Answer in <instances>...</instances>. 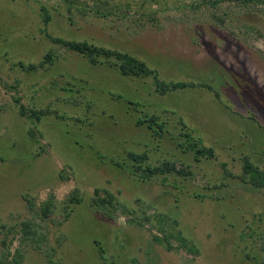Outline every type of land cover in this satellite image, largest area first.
<instances>
[{
  "label": "rangeland",
  "instance_id": "obj_1",
  "mask_svg": "<svg viewBox=\"0 0 264 264\" xmlns=\"http://www.w3.org/2000/svg\"><path fill=\"white\" fill-rule=\"evenodd\" d=\"M76 1L85 12L69 13L63 0H0V261L15 264L19 251L21 264H264V191L242 170L248 158L264 172L262 9L244 16L226 7L243 13L219 24L212 10L178 11L175 0L165 10L147 0ZM43 31L128 53L167 82L206 83L219 100L203 89L157 94L151 78L92 65ZM50 51L44 68L18 65H38ZM17 102L47 112L32 122ZM154 112L168 123L163 138L135 125ZM178 120L214 158L196 161L177 147ZM128 153H147L151 167L170 161L186 175L141 182ZM95 191L114 198L105 211L92 204ZM74 192L82 201L68 207ZM161 228L198 254L167 251L154 241Z\"/></svg>",
  "mask_w": 264,
  "mask_h": 264
},
{
  "label": "trees",
  "instance_id": "obj_2",
  "mask_svg": "<svg viewBox=\"0 0 264 264\" xmlns=\"http://www.w3.org/2000/svg\"><path fill=\"white\" fill-rule=\"evenodd\" d=\"M66 4V7L68 8V12L71 13V9L76 8L79 12H85V7L78 8V1L73 0H63ZM110 0H104L101 3L104 5L106 2ZM151 4L157 5L159 7H162L163 10L168 9V0H147ZM146 2V3H149ZM264 5V0H175L174 2V9L175 10H183L186 9L188 11H191L193 13H197L202 9L212 10V18L215 19L219 24L224 23L225 21L230 20L231 22H235L239 20L238 17H240L244 11V16H250L254 15L256 9H262L259 11V15L262 16L264 14V9L260 8ZM233 6V7H242L243 10L241 12H233L229 10H225L226 7ZM42 17H43V23L44 26H47L50 22V14L48 10L45 7H42ZM92 11V10H90ZM94 13L97 15H101L98 8L93 9ZM237 11V10H236ZM102 17H106L107 14L101 15ZM251 30V28H247ZM43 35L48 39L53 45L60 46L68 51H71L82 58L86 59L89 63L92 65H107L111 68H114L121 76L132 78V77H142V78H151L153 80V84L155 86V91L157 94L165 95L169 92L174 91H182L185 89H203L208 92H213L215 94V97L217 100H219V93L217 94L214 89L209 86L206 83H195V82H167L164 80H161L159 78L158 73L152 69H150L143 61H140L139 59L135 58L134 56L129 55L128 53L118 51V50H111L106 49L101 46L94 45L92 43H89L88 41L83 42H76V41H68L64 40L62 38L53 37L50 34H48L46 31H43ZM55 58V55L52 51L48 52L44 56V60L42 63L38 65H28L25 66L22 63H19V67L22 69H26L28 71H36L37 69L44 68L46 64H51L53 59ZM182 70V69H181ZM113 97V96H112ZM115 100H119L120 98L113 97ZM18 104V111L19 114L26 119L32 121V122H39L41 117L46 114L47 111H34V110H27L23 105ZM131 106L134 107V109H137L140 105L139 104H133L130 103ZM89 106H87V109ZM166 110L161 111L160 113H170L165 112ZM255 119H252L253 122ZM77 123H83L82 120L76 119ZM136 126H146L147 129L151 131L154 137L156 138H163L165 135H169V131L167 129V121H163L161 116L154 112L151 115H145L144 117L137 118L135 121ZM177 125L179 128V135L176 137H173L175 139L177 147L182 149L184 152H191L193 153V156L196 161L205 158L210 159L214 158V151L210 147H206L203 144V141L200 138H196L193 136V132L182 122V120L177 121ZM100 159H105V157L100 156ZM128 160L133 164V167L136 165L135 170H131V175L139 178L141 182H145L150 180L153 177H161L163 176L164 179H166V175L170 173H175L177 175H186L184 171L178 170L176 168V165L173 164L170 161H161L157 166L151 167L148 163L149 157L147 153H143L141 155L136 153H128ZM114 167H116L118 170L125 171V163L117 162V161H111L110 162ZM132 167V166H131ZM244 176H247L249 178L248 183H250L252 186L260 188L264 191V172L260 170L257 166H254L248 158L243 159V167H242ZM130 171V170H129ZM105 198H101L99 196V191H95L96 199L94 198L92 200V204L96 206L98 209H103L105 211L107 205H112V200L114 199L112 195L109 193H106ZM82 201V198L78 194V192H74L71 194V196L68 199V207L70 205H78ZM52 205L49 203L47 204L46 211L50 212ZM145 221H150L148 217H144ZM158 219V218H157ZM159 223H162L163 218L158 219ZM31 224L25 223L24 224V234L29 235L31 234ZM161 231V234L159 236H155L154 241L158 243L159 245H164L167 251H173L178 249H183L186 252L190 253L191 255H197L198 250L193 245L188 244L187 239L182 237L180 234L174 235L170 231H167L166 229H159ZM175 240L177 242V246H174L171 243V240ZM104 253V252H103ZM249 257V256H247ZM251 258V257H249ZM14 262L15 264H21V254L19 251L16 252V256H14ZM253 261H256V258H251ZM1 264H3V260L0 261Z\"/></svg>",
  "mask_w": 264,
  "mask_h": 264
}]
</instances>
